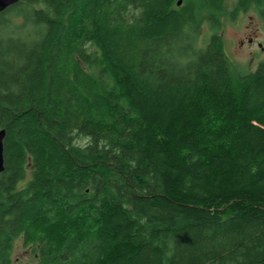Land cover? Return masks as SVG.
I'll use <instances>...</instances> for the list:
<instances>
[{"label":"trees","instance_id":"obj_1","mask_svg":"<svg viewBox=\"0 0 264 264\" xmlns=\"http://www.w3.org/2000/svg\"><path fill=\"white\" fill-rule=\"evenodd\" d=\"M178 2L0 13V264H264V60L220 32L264 0Z\"/></svg>","mask_w":264,"mask_h":264},{"label":"rangeland","instance_id":"obj_2","mask_svg":"<svg viewBox=\"0 0 264 264\" xmlns=\"http://www.w3.org/2000/svg\"><path fill=\"white\" fill-rule=\"evenodd\" d=\"M237 2L238 0H226L225 13L232 12ZM205 30L208 28L203 30L204 35L206 34ZM220 32L225 39V52L233 69L238 66L246 71H253L264 60V21L254 11L241 12L234 20L224 17L223 28ZM250 39L253 40L252 43H250ZM253 122L261 126L256 121ZM261 127L264 128V126ZM87 141V139H81L79 143L84 145ZM30 179L31 170H28L19 188L25 187ZM12 256L13 264L36 262L32 247L25 246L22 239H17L14 242Z\"/></svg>","mask_w":264,"mask_h":264},{"label":"water","instance_id":"obj_3","mask_svg":"<svg viewBox=\"0 0 264 264\" xmlns=\"http://www.w3.org/2000/svg\"><path fill=\"white\" fill-rule=\"evenodd\" d=\"M20 0H0V13L5 11L10 6L18 3ZM183 0H179L178 5L180 6ZM6 131L4 129L0 130V173L5 170V157H4V138Z\"/></svg>","mask_w":264,"mask_h":264},{"label":"flooded vegetation","instance_id":"obj_4","mask_svg":"<svg viewBox=\"0 0 264 264\" xmlns=\"http://www.w3.org/2000/svg\"><path fill=\"white\" fill-rule=\"evenodd\" d=\"M249 41H250V43H252V41H253V40H252V39H250Z\"/></svg>","mask_w":264,"mask_h":264}]
</instances>
